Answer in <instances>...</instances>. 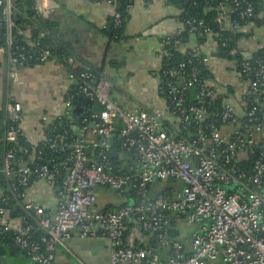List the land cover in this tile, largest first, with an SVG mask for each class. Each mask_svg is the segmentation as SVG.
<instances>
[{"label":"built area","instance_id":"built-area-1","mask_svg":"<svg viewBox=\"0 0 264 264\" xmlns=\"http://www.w3.org/2000/svg\"><path fill=\"white\" fill-rule=\"evenodd\" d=\"M101 1L116 7V0ZM58 6L56 0H35L44 17ZM176 6L182 13V0ZM12 13V0H0V53L17 83L20 69L34 57L38 63L56 57L49 45L17 29ZM113 15L119 25L121 14ZM254 16L250 0H220L212 20L189 17L182 20L185 28L164 36L158 92L165 108L117 104L109 78L91 70L78 73L75 57L68 56L62 64L74 83L64 111L44 114L41 126L45 139L60 116L72 119L76 107L87 108L79 124L69 122L80 137L69 126L60 132L53 127L46 144L67 153L60 160H44V146L38 144L32 153L21 147L25 159L17 157L16 147L5 152L0 175L8 190H0V258L17 251L33 264H56V246L77 233L108 237L111 264H264V53L256 50L216 68L203 46H188L192 35H202L225 47L227 41L212 25L238 33ZM171 43L188 60H172ZM83 97L91 103L74 104ZM96 102L102 111H96ZM3 109L9 122L5 139L16 144L25 137L23 105L9 93ZM116 131L120 150L113 148ZM35 180L55 191L54 211L28 199ZM167 181L182 187L154 191L156 183ZM98 187L114 190L121 204L94 209ZM180 223L192 227L189 239L180 238ZM137 228L144 238L133 236Z\"/></svg>","mask_w":264,"mask_h":264},{"label":"crops","instance_id":"crops-1","mask_svg":"<svg viewBox=\"0 0 264 264\" xmlns=\"http://www.w3.org/2000/svg\"><path fill=\"white\" fill-rule=\"evenodd\" d=\"M59 4L51 17L58 22L63 36L74 44L76 54L84 62L99 68L105 77L113 80V98L126 107L165 108V101L158 92V76L161 70V46L165 35L185 28L180 18L181 10L166 0H134L130 19L125 28V38L113 41L105 29L116 7L100 0H56ZM236 47L231 50L233 59L219 54L216 41L200 35H192L188 46L199 44L212 56L216 68L230 66L232 61L250 57L264 48V11L238 32ZM218 54V55H216ZM222 58V59H221ZM10 65L5 54L0 53V112L4 108L3 92L12 93L23 105L22 128L25 138L32 144L44 140L41 117L57 116L64 111V99L74 83L68 69L53 58L44 63L26 65L19 71L17 83L9 75ZM221 72H219L220 74ZM137 90L133 105L131 91ZM6 95V96H7ZM180 183V182H179ZM182 186V183H180ZM154 191L160 187L154 185ZM107 187L97 188V204L94 209L115 208L121 204L110 199ZM28 199L40 202L46 209L56 207L55 191L43 181H32L27 189ZM120 199V198H119ZM134 237L144 238L137 228ZM112 242L108 237H81L74 233L55 249L56 264H111ZM166 253H163V256ZM0 264H33L20 252L9 251L0 258Z\"/></svg>","mask_w":264,"mask_h":264},{"label":"trees","instance_id":"trees-1","mask_svg":"<svg viewBox=\"0 0 264 264\" xmlns=\"http://www.w3.org/2000/svg\"><path fill=\"white\" fill-rule=\"evenodd\" d=\"M101 1V0H100ZM220 0H182V13L180 18L185 20L189 17L203 19L205 21L212 20L214 16L217 14V5ZM253 2L255 6V16L249 20L252 21L261 11H264V0H250ZM170 3L178 5L180 0H169ZM194 2L196 4H194ZM134 0H116V11L121 14V22L119 25L115 24V16L112 15L110 18V22L105 29L108 36L113 41H120L125 38V28L127 22L130 19V8L133 5ZM13 6V19L16 23L17 29H21L26 33H30L34 39H40L43 44H47L51 47L53 55L61 62H66L68 56L72 55L75 57L77 61V67L75 70L79 73L81 70H91L93 71L99 78H102L103 72L89 64L84 62L78 55L76 54V49L74 44L66 39L63 34H61L59 30L58 22H56L51 16L44 17L42 16L35 7V0H12ZM214 32L219 34V37H222L225 41H227V46H222V43L218 42L219 54L223 55L224 52H231V50L236 47L237 39L239 37L238 33H232L230 31H220L216 25H212ZM187 34V31L184 32ZM200 40L203 41L204 36H199ZM217 39V38H216ZM171 52H173L172 60H188L189 56L180 52L174 46V43H171L169 47ZM260 53H264V48L259 49ZM238 59L242 58L240 55L237 56ZM38 63L36 58L29 62L28 65H34ZM87 108L76 107L74 112H72V119L74 123L77 125L80 123V120L83 116L87 115ZM67 115H62L60 118L54 121V124H50V126L45 131V139L38 143V145L44 146V150L41 153V156L44 160L49 158H55L60 160L66 156L67 153L58 151V148H50L48 144H46L47 140L53 136V127L56 125L57 130L55 132L62 131L63 128L69 126V122L72 120ZM6 114L4 109L0 112V160L3 158L5 152L9 150L11 147H16L17 149V157L26 158V154L21 150V147H25L30 149V153L34 151V149L38 146L37 144H32L29 142L24 136H20L17 140V143H9L5 139V127L8 125ZM70 127V126H69ZM71 132L75 137H80V133L78 129H73L70 127ZM113 148L120 150V140H119V132H115V136L113 138ZM0 181L3 183V188L0 190H8L7 182L4 180L3 176L0 175ZM3 204L0 203V206ZM14 210V208H13ZM20 210H14L13 213H18ZM9 252V251H7ZM17 252V251H15Z\"/></svg>","mask_w":264,"mask_h":264},{"label":"rangeland","instance_id":"rangeland-1","mask_svg":"<svg viewBox=\"0 0 264 264\" xmlns=\"http://www.w3.org/2000/svg\"><path fill=\"white\" fill-rule=\"evenodd\" d=\"M222 59V58H221ZM109 78V76H108ZM110 79V78H109ZM111 80V79H110ZM113 82V80H111ZM131 91V90H130ZM114 92V94H113ZM116 91H113L112 90V94L115 95ZM131 97H132V102H133V105H135V101H137V98L135 97V95L138 94V91L136 90H132L131 91ZM165 185H168V186H171V187H175L177 189H181V185L179 182L177 183H172L171 181H167V182H161V183H156L155 186L158 188L160 187L161 189L165 187ZM110 196V199L112 201H115L116 203L120 202V199L118 198V196L116 195V193L113 191V192H109L108 194ZM179 230H180V238L181 239H189L192 235V227L191 226H188L184 223H180L179 224Z\"/></svg>","mask_w":264,"mask_h":264},{"label":"water","instance_id":"water-1","mask_svg":"<svg viewBox=\"0 0 264 264\" xmlns=\"http://www.w3.org/2000/svg\"><path fill=\"white\" fill-rule=\"evenodd\" d=\"M216 55H218V54H216ZM223 56L227 57L230 60L233 59V55L231 53H229V52H224L223 53ZM6 95H7V90H5L3 92V101H4V103H5V100H6V97H7ZM90 103H91L90 99L89 98H85V97L79 98V99H77V100L74 101V104L75 105H84V106H87ZM95 109H96V111L100 112V111H102V106L98 102H96L95 103ZM61 177L62 176H60V179H61ZM16 209H17L16 206H14V210H16Z\"/></svg>","mask_w":264,"mask_h":264}]
</instances>
